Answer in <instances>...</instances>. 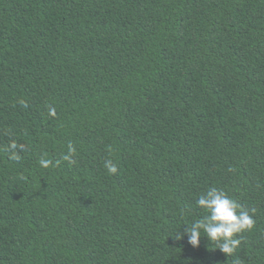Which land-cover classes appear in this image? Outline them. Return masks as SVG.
Here are the masks:
<instances>
[{"label":"trees","instance_id":"16d2710c","mask_svg":"<svg viewBox=\"0 0 264 264\" xmlns=\"http://www.w3.org/2000/svg\"><path fill=\"white\" fill-rule=\"evenodd\" d=\"M0 264H264V0H0Z\"/></svg>","mask_w":264,"mask_h":264},{"label":"clouds","instance_id":"9594fccd","mask_svg":"<svg viewBox=\"0 0 264 264\" xmlns=\"http://www.w3.org/2000/svg\"><path fill=\"white\" fill-rule=\"evenodd\" d=\"M72 151L74 150L70 146L69 155H65L63 158L70 160ZM40 163L47 167L51 162L41 160ZM105 167L110 173H115L117 170L111 161H106ZM196 205L205 215L196 219L190 227L185 225V230L182 233H177L176 239L186 240L190 246L196 248L199 246L201 238H205L209 244L214 245L226 257L232 255L241 243V240L236 237L253 227L254 221L250 212L243 210L236 200L229 197L224 190L216 187H210L202 193L198 197Z\"/></svg>","mask_w":264,"mask_h":264}]
</instances>
